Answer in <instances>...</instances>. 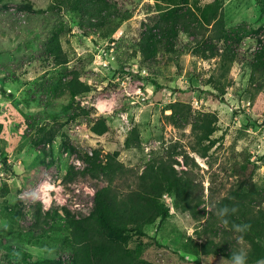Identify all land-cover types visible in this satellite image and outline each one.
I'll return each instance as SVG.
<instances>
[{"label":"rangeland","instance_id":"1","mask_svg":"<svg viewBox=\"0 0 264 264\" xmlns=\"http://www.w3.org/2000/svg\"><path fill=\"white\" fill-rule=\"evenodd\" d=\"M108 2L105 24L93 26L60 0H0V264H74L70 220L89 215L95 193L109 185L106 175L89 173L87 156L96 148L120 150V160L138 173L154 156L171 153L180 173L188 169L203 184L208 210L237 186L242 165L264 189V81L252 79L264 44V0ZM177 7H191L208 34L222 36L215 41L220 53L195 54L196 42L181 31L175 51L163 46L145 63L143 21ZM222 16L224 27L214 31ZM57 36L64 63L55 59ZM76 73L90 90L73 93ZM177 100L193 112L218 114L206 155L192 150V124L177 126L167 117ZM100 116L110 125L102 135L92 130ZM135 127L140 139L127 146ZM133 179L118 178L122 195ZM175 195L173 187L165 190L160 202L167 215L145 224V234L107 237L153 264H231L202 251L207 218L179 208Z\"/></svg>","mask_w":264,"mask_h":264},{"label":"trees","instance_id":"2","mask_svg":"<svg viewBox=\"0 0 264 264\" xmlns=\"http://www.w3.org/2000/svg\"><path fill=\"white\" fill-rule=\"evenodd\" d=\"M60 3L79 9L92 21L93 26L105 24L104 12L111 6L108 0H60ZM224 24L222 16L215 23L214 31L222 30ZM208 29V25L191 7H177L150 17V21H143L139 42L142 59L145 63L156 59L163 46L167 51H175L176 40L181 31H185L196 42L193 48L195 54L204 58L215 57L220 53L215 41L218 42L222 36L219 33L212 36L207 33ZM54 51L58 63L67 61L58 36L54 40ZM252 72L253 80L259 75L258 78L264 81V44L253 61ZM69 86L75 95L90 90V85L80 79L79 73H76ZM169 108L172 112L167 117L175 125L192 124L197 138L196 143L191 146L192 150L206 155L213 145L212 135L218 129V114L208 111L193 112L189 103L180 100L173 102ZM92 130L100 135L108 132L110 125L107 118L100 116ZM133 133L134 137L126 141L127 146L140 139L137 127L133 129ZM181 153L190 157L187 151ZM119 156L120 150L103 152L98 148L87 156L89 173L94 176L106 175L109 185L95 193L94 210L89 215L70 220L73 241L77 244L74 264H153L137 259L125 245L107 236L110 232L123 234L129 230L145 234V224L159 215H167L162 209L160 198L169 186L176 190L175 201L179 208L190 212L195 218H207V223L202 228L206 240L200 244L204 253L225 256L231 260L233 252L243 251L246 253V264L264 262V189L253 181V173H245L246 165L241 166L244 176L237 186L229 193L211 200L212 208L208 210L203 205V184L188 169H183L180 173L175 165L178 162L171 153L154 156L141 173L129 168ZM124 176L135 178L129 182L127 196L122 195V189L117 183L118 178ZM225 206L229 212L223 216L218 215ZM233 208L236 209L235 212L231 211ZM234 225L248 227L240 232ZM241 240L246 241V248L241 247Z\"/></svg>","mask_w":264,"mask_h":264},{"label":"clouds","instance_id":"3","mask_svg":"<svg viewBox=\"0 0 264 264\" xmlns=\"http://www.w3.org/2000/svg\"><path fill=\"white\" fill-rule=\"evenodd\" d=\"M231 211L235 212L236 209L233 208L231 209ZM228 212H229V209L227 206H225L223 209L219 211L218 215L223 216ZM224 223L227 224V221H224ZM233 227L237 231L243 232L247 229L248 225H234ZM231 264H246V253H244L243 251L233 252Z\"/></svg>","mask_w":264,"mask_h":264}]
</instances>
